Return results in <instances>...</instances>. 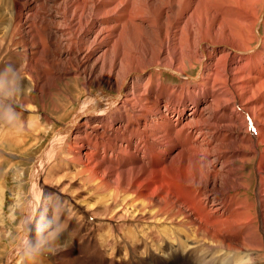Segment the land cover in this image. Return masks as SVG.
<instances>
[{
    "label": "bare ground",
    "instance_id": "6f19581e",
    "mask_svg": "<svg viewBox=\"0 0 264 264\" xmlns=\"http://www.w3.org/2000/svg\"><path fill=\"white\" fill-rule=\"evenodd\" d=\"M61 1L64 10L50 17L47 0L0 5V29L6 25L0 55H13L14 65H0V149L7 153L27 152L26 137L42 133L34 92L48 77L60 79L51 71L34 74L31 60L22 71L19 55L53 61L59 70L64 55L85 64L95 54L84 38L95 31L96 21L92 10L90 21L83 14L87 1ZM110 1L113 12L121 5L126 17L120 28L144 23L131 0ZM99 2L95 8L101 11ZM259 2L165 1L149 19L146 51L126 47L120 62L119 41L109 32L118 27L95 32L103 61L112 56L108 80L118 66L119 73L126 70L124 80L120 93L101 104L85 100L34 164L33 206L22 233L37 257L33 264H264V6ZM137 4L139 13L145 11L144 2ZM72 7L75 16L82 13L75 25L67 22ZM198 67L196 78L189 72ZM166 72L180 83H166ZM84 74L91 75L86 69ZM203 103L222 117L214 120L216 137L202 117ZM192 115L202 118L195 119L201 123L198 136L187 122ZM49 153L57 156L56 167ZM4 158L0 151V168ZM24 244L6 254V264Z\"/></svg>",
    "mask_w": 264,
    "mask_h": 264
},
{
    "label": "rangeland",
    "instance_id": "374dc122",
    "mask_svg": "<svg viewBox=\"0 0 264 264\" xmlns=\"http://www.w3.org/2000/svg\"><path fill=\"white\" fill-rule=\"evenodd\" d=\"M86 1H87V8L84 11L85 13H83L85 15V18L89 21L91 20V14H92V12H90L91 10L94 13L92 15H95L96 17V21L93 24H91L93 26L91 28H93V30L95 31L90 36H88L89 38L88 37L86 38L84 36L86 42L88 43L87 46L90 45L91 47L95 48V54L94 56L91 57L89 62L83 64L82 62L80 63L81 59L67 60L66 59L67 56L64 55L63 61L59 65L60 69L58 70L52 66V63H53L52 60H51L52 63L50 64V62L45 63L43 60L39 61L35 59L34 57H27L24 54H20L18 57V59L21 62L22 71L25 70V65L28 63V61L31 60L30 68L32 69L34 74L40 77V76H43L45 73L51 71L55 73L56 75H58L57 77H59L60 79L59 81H56V78L48 77L46 81L40 82L41 87L39 88V91H36V93L34 92L35 95L32 100V103L37 105L39 109L38 111H36L37 114L36 113L35 114L39 116V119H40L39 121L42 123V125H44L45 128L40 134L30 133L29 136L26 137V139L28 138V141L25 142L26 143L25 147L28 148L27 152L24 153V152L19 151L20 149H13L12 151L7 150L10 153L9 154L5 151L6 149L4 150V148L2 149V147L0 149V151L5 155V158L3 160L4 161L7 160L5 162V166L3 168H0V179H1L0 181V264H6L5 262L7 260L6 254L7 253L9 254L12 250H15V245L17 246L18 244H24V243H26L24 244V247L21 250H18L19 252H17L15 255H13V257L15 258L11 257L12 255L10 256L12 260L10 259L8 261L9 264H30V263L33 264L37 260L36 259L37 257L35 258V256L32 255L33 249L30 246L28 240L24 241L22 239L24 225L26 224V221L30 218V212H31L30 208H31V205L33 206L32 173L35 171L34 168H36V165L34 164H36L37 158H39V156L44 151H46V148L50 146L49 144L51 140L53 139V137L56 134L60 133L59 132L61 130L60 128L63 127L64 124L69 123L73 114L76 112H79V110H81V107L83 109L84 104L86 103L84 102L85 100H87L88 104H91V103L101 104L102 102L106 100L108 95H109L108 97H112L113 95H118L120 93L119 91L120 85L122 84L124 80L122 74L126 70H124L122 73H119L120 66H118L116 68L117 69L116 72L113 74V76H110L109 77L110 79L108 80V76H109L108 74L110 71L109 68H110V64L112 63L111 62L112 56L107 55L106 61L105 62L103 61L102 55L100 53V48L97 47V44L95 43V41H93L95 32L96 33L100 32L101 34H104L107 32L108 28L113 27V26L118 27V31L114 29L109 31L110 33H114L115 34L114 37L116 41H119V48L116 51L118 53L117 55L118 57L117 61L119 60L118 62H120L123 56H125L129 52V49L131 50L135 49L141 52H145L146 43L149 42L148 40H146V38L149 37V34L151 35L152 28H153L149 19L152 17H155L156 13L160 9H162L163 6H165L164 2L169 1V0H131L130 5H132L133 4L132 2H134L133 6L135 4L139 5L137 4L138 2H141V1L144 2L143 8L145 9V11H143L142 13H139V8L138 7L136 8V5L134 6V8L138 10L137 14L144 21V23L142 25H132L128 27L122 26L121 28L119 27L121 25L120 23H123L124 20L126 19L125 15L122 13L120 9L121 5H119V7L117 5V9H116L117 11L115 10L116 12H113L111 8L114 7L113 6L115 5L114 3H112L110 0H98L100 1L99 3L101 5V11H100L99 9L95 8L96 0H86ZM117 1H115V3L120 4L121 0H117ZM3 2H5V0H0V5ZM260 3L261 2H259V4ZM261 5L262 7L264 6V0L261 3ZM7 6L10 7V4ZM122 6L125 7V4H122ZM74 9L75 8L72 7L71 11ZM63 10H64L63 1L57 2V0H47L45 12L48 17H50L52 14L53 15L59 14ZM81 14L82 13L80 12L77 16H75L72 11V15L70 16L71 21H67V22L74 23L75 25L78 22L79 16ZM112 14L116 18H114L113 21L111 22V19H109V17ZM87 16H89V18ZM143 16H145L146 18H143ZM74 20L76 21L74 22ZM62 22L65 23V21H62ZM107 22H110V23H107ZM0 23H1V18H0ZM81 25L84 26L83 21ZM5 26L6 25L3 24L0 29V42L4 39L3 36H5V31H6V29L4 28ZM121 31L123 34H121ZM2 33H4L3 36H1ZM106 41H108V36H106ZM80 45L83 47L84 42L81 41ZM126 47H128L129 49L125 50ZM12 58H13V55L7 52H5L4 54H1L0 55V65H3V66L5 65V67L6 66L13 67L14 65H13ZM80 64L81 65L83 64V65L81 66ZM35 65H39L38 68ZM83 68L86 69L87 73L89 74L91 73V75L90 76L85 75L84 74L85 69ZM189 73L196 76L197 78L200 74V68L198 67V68H195L194 70H190ZM60 75L61 76L63 75V76L60 77ZM165 76H166L165 78L166 80L163 77L162 78L164 79L166 83L168 82L169 84H172V85H178L180 83L181 79H179L178 76L176 75L166 72ZM100 78L103 80H101ZM22 88L29 90L26 87H22ZM180 89L183 94L186 93V90L183 86ZM142 91L144 92V94L148 95L147 91H145V88H143ZM203 99L205 98L203 97ZM175 104L176 102L175 103L172 102L169 105H175ZM209 104L206 105L208 107H205L203 103L202 105L203 112L201 114H202V117H204V119H208L210 121L208 123L209 125H207L209 129H211V130H208L209 134L212 137L213 136L216 137L217 133L214 129V126L216 122L222 119V117L217 113V117L219 116V118L217 119L216 114H214L212 109L209 108ZM21 113L25 115L29 114L26 112H21ZM64 114L68 115V117L65 119H62L61 117ZM194 117H195L194 115L188 116L187 122H190V125L193 126L194 135L198 136L201 134L200 132L201 123H197V121L201 117L200 118L199 116H196L195 118ZM17 120H20V119H17ZM214 120L215 121L217 120V121L215 122ZM20 121H17V125L21 123ZM8 124L10 126V122ZM94 124H96V118L94 119ZM212 129L214 130V133ZM25 135L27 136V134ZM25 135H22V136L24 137ZM35 142L38 144L34 146L33 143L35 144ZM46 157L48 160L51 161V164L53 166L55 167L57 166V156L55 154L49 153ZM52 201H49L48 204L54 202ZM48 215H51V214H48ZM30 232H32V229L30 230ZM38 257H42V256H38ZM19 258H21L20 259L21 262H19L20 261Z\"/></svg>",
    "mask_w": 264,
    "mask_h": 264
}]
</instances>
